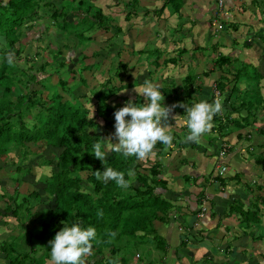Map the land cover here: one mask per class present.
I'll return each mask as SVG.
<instances>
[{
	"label": "trees",
	"instance_id": "obj_1",
	"mask_svg": "<svg viewBox=\"0 0 264 264\" xmlns=\"http://www.w3.org/2000/svg\"><path fill=\"white\" fill-rule=\"evenodd\" d=\"M133 1L126 5H131ZM171 1L175 11L180 3L177 0H169ZM83 2L86 6H91L86 4L88 2L86 0H77L74 11H70L68 7L64 10L65 7L59 2L57 4L59 6L56 7L53 0H0V15H4L0 20V32L3 33L5 44V49L0 50L2 55L0 60V158L17 150L18 161L13 164L11 162L14 167L12 181L17 185L29 182L34 188L27 194H22L17 191L16 184L12 193L0 187V201L3 202L0 207V216L10 214L15 218V227L25 228L23 233H10V239L5 238L0 241L2 264H46V260L50 258L49 241L64 225L71 226L74 223H79L82 228L91 226L96 229L97 238L92 242V255L86 258V264H101L100 260H104L105 264H127L125 249L130 248L136 251L150 244L156 248H162L161 255L166 252L164 240L156 233L153 224L154 221L167 222L173 207L171 199L163 195V192L168 189L166 180L160 177V165L157 161H153L148 167L143 168L136 157L126 158L122 153L111 151L114 143L118 142L115 136L113 139H106L107 132H115L114 112L124 106L123 103H108L107 94L131 88L134 82L133 75L137 74H132V70L126 68V62L119 60L118 50L115 51L117 68L114 67V75L100 82L95 90L92 89L93 94L92 90L90 91L92 97L87 103L90 104L93 100L90 108L94 110V116L93 110L84 106L81 101V98L87 100L88 97L85 94L86 97L73 96V94L63 97V93L74 91L75 84L77 88L78 85H87L83 75L77 72L78 79L75 75H71L70 80H75V84L74 82L69 84L70 81L66 78L58 77L56 83L50 85L48 76L37 79L36 75L30 72V66L29 71H26L16 61L11 59L12 63L8 62L10 53L15 55L20 53L19 39L24 37L26 31L31 28L30 22L33 18L39 17L40 10L47 12L46 14L49 13L48 17L52 21L60 15L74 12L78 16H74V23L66 24L62 20V29L71 34L77 46L89 42L92 37L85 33L91 28L89 26L83 28L89 11L86 6L82 10ZM38 5L42 7H37ZM263 9L264 1L260 0L258 11L261 12ZM134 13L131 10L126 12L129 15ZM90 16L93 22L90 24L91 27L96 24L101 31H105L104 34L108 33L106 40L109 43H117V39L110 38L107 28L110 15L103 13L101 7L96 6ZM21 25H23L22 30H20ZM233 25L230 26L232 30H234ZM115 29V32H118L119 28L115 27ZM2 42L0 38L1 45ZM255 43L254 50L259 57L257 65L248 61H238L229 54L218 53L213 59L220 71V75L213 84L221 93H226L223 98L225 112L216 115L213 119V130H216L219 135L227 134V129L250 126L254 121L255 113L264 111V99L257 91L258 81L264 75V33L257 34ZM249 45L250 43L244 42V47ZM106 48L110 47L106 46ZM131 53L134 54L133 50ZM33 54L30 52L29 56ZM100 54L101 51L96 50L91 52L90 56L96 57ZM155 56L158 58V55ZM84 58L85 55L81 52L78 58L79 72L82 69L89 72L91 69H98L102 61L84 64ZM231 61H234L236 66H233ZM64 62L62 59L58 64L64 66ZM45 63L47 64V62L40 64L38 69L44 72L43 64L46 65ZM85 65H88L87 68ZM106 68L108 71L111 70L109 66ZM69 71L75 73L76 69ZM112 78L117 79V83H113ZM192 81L191 73L186 74L181 81L185 96L177 95L174 100L167 101L165 105H179L181 102L186 107H191L194 101L188 93L192 88ZM30 82L37 83L39 87L29 89ZM240 82L244 83L243 88L239 87ZM73 100L74 104L71 102ZM208 102L211 103L212 99L209 98ZM181 108L177 106L173 110L186 113L185 108ZM28 114H31L32 123L24 120ZM256 135L262 136L264 147V130L257 129ZM99 140H103L102 150L108 153L106 163L92 155L93 145ZM106 141L110 143L108 147L105 145ZM162 146L163 144L158 142L155 148L161 149ZM47 149L55 152L52 158L46 156ZM256 162L263 163L264 157L258 156ZM34 165H49L50 168L47 174L41 173L33 179L31 169ZM106 167L125 172V179H129L127 171L134 169L135 178L131 186L121 189L114 181L105 184L102 180H97L95 172H103ZM217 180L223 183L222 178ZM157 188L160 191H156ZM202 201L203 193L200 192L196 196L197 205H202ZM262 202H264V195L254 198L244 209L241 201H232L228 212L238 215L242 227L250 226L257 222ZM199 210L200 207L197 211ZM99 211L103 212L102 217H98ZM28 217H31L30 226L24 223ZM193 221L194 219L184 224L178 248L185 247L187 243L185 237L186 240H190L197 233L201 235L199 231L201 224L194 227ZM113 232L116 233L115 237L110 235ZM104 253L109 256L104 257Z\"/></svg>",
	"mask_w": 264,
	"mask_h": 264
},
{
	"label": "crops",
	"instance_id": "obj_2",
	"mask_svg": "<svg viewBox=\"0 0 264 264\" xmlns=\"http://www.w3.org/2000/svg\"><path fill=\"white\" fill-rule=\"evenodd\" d=\"M130 1L118 2L119 6L123 7V15L118 18V32H124L125 37L123 40L117 37L121 49L119 60L126 62V59L122 58L123 54L130 55L124 51L127 48H134L138 52L141 51V54L148 52V56L150 52H158L160 49V53L164 55L163 59L158 56L156 60L148 61V56L139 59L134 54V61L135 65L136 62H141L138 75L150 77L149 66L155 71L159 68L163 71L158 77L159 80L149 79V82L162 91L164 104L174 100L177 95L185 96L181 81L188 73L193 77L188 95L193 99L196 97L194 102L197 103L208 101L211 86L220 75L213 61L218 53L229 54L238 61L258 64L256 62L259 57L254 50L255 41L258 33H264V9L258 11L260 0H223L219 7L215 0H177L180 5L175 11L172 1L169 0H137L146 8L141 11L131 10L135 13L129 15L126 14L124 5ZM217 23L221 24L220 28L216 27ZM245 41L250 43L248 47H244ZM126 64V68H134V64ZM209 73H213L210 75L212 78L205 77ZM200 76L205 78L199 81ZM145 81L148 80L143 78L137 85L133 82L131 88L118 90L125 92L119 103L126 104L129 100L139 102V105L144 103L143 97L134 89L139 91ZM162 81L164 86L161 85ZM239 87L243 88L244 83L240 82ZM258 87L264 99V75L260 78ZM128 90L134 91V94L130 93L131 99L128 97ZM225 95L226 93H222L223 98ZM171 116L175 118L171 119ZM185 119L187 113L173 110L166 125L167 131L174 137V147L165 151L163 145L161 149L154 148L151 153L154 155L151 156L152 159L158 157L160 177L166 180L168 190L163 192V195L171 199V203H176L172 204L167 222H153L156 233L164 240L166 252L161 255L162 248H156L153 244L144 245L145 251H133L127 264H139L132 262L133 257L141 259L142 264H145L143 260L148 264L150 260L145 256L149 251L152 255L156 253L160 256V262L163 261L164 264H264V234L260 228L255 227V223L261 224V228L264 227V207H260L257 222L246 227L240 225L237 214L228 212L232 201H241L247 206L254 198L264 195H255V192L264 190L261 189L264 187V162L260 164L254 159L240 161L242 152L264 157L263 138L256 135L257 129L264 130V111H258V116L255 115L250 126L226 130V136L234 140L231 141L230 148H226L224 156H218V151L224 146H221L211 133L205 134L199 144L186 143L185 138L180 139L188 134L187 127L183 126ZM221 139L225 140L223 136ZM143 161L145 159L139 160L140 166L144 168L146 165ZM221 166H224L225 170L220 174L218 169ZM168 170L178 188L168 186V179L164 177ZM217 178H222L223 183ZM253 183L254 187L251 188ZM256 183L262 185L261 188ZM200 192L203 193L205 207L202 212L197 211L202 205H197L196 202V196ZM193 219L194 227L201 224V235L197 233L190 240L185 237V247L178 248L184 224ZM107 256L109 255L105 254L104 257Z\"/></svg>",
	"mask_w": 264,
	"mask_h": 264
},
{
	"label": "rangeland",
	"instance_id": "obj_3",
	"mask_svg": "<svg viewBox=\"0 0 264 264\" xmlns=\"http://www.w3.org/2000/svg\"><path fill=\"white\" fill-rule=\"evenodd\" d=\"M55 1V0H53ZM88 2H86V4H90L91 6H86L85 2H83V6L81 7L82 10L86 8H88V17L86 18V21L83 24V28L86 26H89L91 29H89L88 31H86V35H91L92 39L89 40V42H87L85 45L84 44H80L77 46V44H74V38L71 36V34L68 31H64V29H62L63 25H62V20L66 23V24H71L74 23V16L78 17L76 14L68 12L67 15H60L56 18V20H50V18L48 17V14L42 12L41 10L38 12L39 17L33 18V20L30 22L31 24V28L29 30L26 31L25 36L19 39L18 45L20 46V53L18 55H15L13 53H10L8 56H11V59L16 61L18 64L21 65V67L23 69H25L26 71H29L28 67L30 66V69L32 72V74L36 75V78L39 79L41 77H46L48 76V84H55L56 80L58 77H62V78H66V80L70 81L68 82L69 84H72V82H74V84L76 83L75 80H70L71 75H77L76 73L78 72L79 75H83L86 79V86H82V85H78L79 87L77 88V84H75L74 91L71 93H63V97L66 98L68 97L69 94H73V96H87V100L81 98V101L83 102V105L88 107L90 110L92 109V107L90 108V105L92 104L93 100H91V103L88 104L87 102L91 99L92 94H93V90H95V88H98L97 86L99 85L100 82H102L103 80H105L108 77H112L114 75V67L117 68V56L115 55V51L118 50V55L121 53V49L119 48V43H118V38L119 39H125V37L123 36L124 32H114V28L119 26V20L121 18V15H123V7L119 6V1L120 0H86ZM264 1V0H263ZM59 2L60 5H63L64 10H66V8L68 7L70 9V11H74V4H76L77 0H56L55 1V6L58 7L59 5H57ZM109 3V4H108ZM67 4V6L65 5ZM96 6L101 7L103 13L105 14H109L110 18H109V24H108V31L109 34L111 35L110 38H114L113 40L117 39V43L112 44L109 43L108 40H106L107 38V34H104L105 31H101L100 28H98L96 26V24H93L92 27L90 24H92V18L90 16L91 12L93 10L96 9ZM122 6V5H121ZM151 6V5H150ZM37 7H42V6H37ZM146 7H143L140 5V3H138L137 0H134L132 2L131 5H126V9L127 10H135V11H141L143 9H145ZM150 8V7H147ZM3 10V9H2ZM42 15V16H40ZM4 17V15H0V20H2ZM72 17V18H71ZM98 24V23H97ZM122 25H125L124 22H121ZM23 25L20 26V30H22ZM229 28V27H227ZM226 28V29H227ZM228 30V29H227ZM120 36V37H119ZM118 37V38H117ZM145 37V36H144ZM0 38L2 39V45L0 46V50L3 51V49H5V44H4V37H3V33L0 32ZM127 40L129 41L130 38L129 36L127 37ZM108 42V44H107ZM112 44V45H111ZM111 45V46H109ZM110 47L109 49L106 48ZM158 49V48H156ZM96 50H100L101 54L94 57V56H90L91 52L96 51ZM106 50H108L109 52H107ZM133 50L134 54H136L138 56L139 59H142L143 56H148V52L142 53L141 51H136L134 50V48H127L126 50H124L126 53H130V55L126 56V54H123V58L122 59H126V62L128 64H134V68H132V74L133 73H137L136 75H133L134 80V84L137 85L138 83H141V81L143 80V78L147 79L149 82V79H157L159 77V75L161 74L162 70L157 69L156 71L153 69V67H150L148 64V68L150 70V77H145L143 75H138V72L141 71L139 69V66L141 65V62H136L135 65V61H134V54L131 53V51ZM34 51V52H33ZM107 53H106V52ZM158 52H151V55L148 56V61H151V59L156 58L155 55L160 56V59L164 58L163 53L161 54V50H157ZM30 52L34 53L31 57ZM83 53L85 55V58L83 60L84 64H89L91 61H99L102 60L100 63V66L98 69H91L90 72L89 71H85L84 69H80L81 72H79V64H78V58H80V53ZM1 56L0 55V60H1ZM30 57V58H29ZM167 57V56H166ZM165 57V58H166ZM120 58V55H119ZM64 60V66L63 65H59L58 62L60 60ZM47 62L46 65L43 64L44 67V72L41 71L39 68V65ZM231 64L234 66V61H231ZM129 65V67H130ZM155 65V63H154ZM88 65H85V68H87ZM110 67L111 70H107L106 67ZM132 66V67H133ZM70 69H76V72L72 73L69 70ZM221 70H223V68H221ZM69 71V72H68ZM109 76L108 75V73ZM163 72V71H162ZM122 73H120L119 75H121ZM213 73H209L207 76V78L211 77L210 76ZM215 74V72H214ZM78 75V76H79ZM78 76H76V78L78 79ZM122 77V75H121ZM205 77H199V81H202L203 78ZM159 80V78H158ZM35 81V80H34ZM112 82L113 83H117V79L112 78ZM160 83V82H159ZM158 83V84H159ZM156 85H158L157 83H155ZM259 84V81H258ZM161 85L164 86L163 81L161 82ZM39 87V85L37 83L33 84V83H28V88L29 89H33V88H37ZM236 87L238 88V84L236 85ZM71 87V89H73ZM77 88V89H76ZM100 88V87H99ZM92 90V91H91ZM90 91L92 92V94H90ZM211 91V89H210ZM258 94L261 96L260 92H259V87H258ZM46 90L44 91V95L46 96ZM49 92V91H48ZM128 97L131 99L132 95H130V93L134 94V91L128 90ZM124 91L120 92V91H112L111 93L107 94L106 97V101L110 104H114V103H119L122 101V97L124 95ZM85 94V95H84ZM234 95V94H233ZM242 95V93H241ZM85 96V97H86ZM236 97V96H235ZM196 99V97L193 99L191 98L192 101H194ZM238 99V98H237ZM233 100V98H232ZM74 104V100L71 101ZM139 105V102H136ZM197 102H194V104ZM122 104V103H120ZM125 105V103H123ZM184 104V103H183ZM193 104V105H194ZM165 106H169V105H165ZM93 110V109H92ZM225 110L223 108V111L221 113H224ZM33 113V111H32ZM256 116H258V113H255ZM255 118V116H254ZM24 120L26 122L32 123V117L31 114H28L27 116L24 117ZM99 121V120H97ZM186 119L184 120V127H187L185 124ZM101 123V122H100ZM214 124V123H213ZM186 130V129H185ZM101 132V130H100ZM212 135L215 136V140H217V142L220 143L221 146H226L230 148V144L232 143L231 141L234 139H230L229 137L223 134H221L225 140L221 139L222 136L219 135V133L216 130H211L210 132ZM243 133V132H242ZM103 134V133H102ZM114 133L112 132H107L106 134V139H113ZM178 135V134H177ZM181 136V134H179ZM104 136V134H103ZM105 138V137H104ZM177 138V136L175 137V139ZM185 138V136L180 137V139ZM228 139V141L226 140ZM109 141H106L105 145L108 147L109 146ZM210 144H212V142L210 141ZM197 147V146H196ZM234 149V148H233ZM219 152V151H218ZM18 151L14 150L9 152V154L6 157H1L0 158V187L4 188L7 192L12 193L14 187L17 185V183L12 181V177H13V163H16L18 161V155H17ZM45 154L48 158H52L53 155L55 154V152L53 150H49L47 149L45 151ZM225 154V153H224ZM224 154L222 156H224ZM242 155L240 156V161H244L245 159H254L256 160L257 158V154H246L245 152L241 153ZM153 154H150L148 158L145 159V161H143V163L146 165V167L148 165L151 164V162L153 161H157V158H153L152 156ZM154 156V155H153ZM177 156H179V154H177ZM27 157H29V155H27ZM164 160V159H163ZM12 162V164H11ZM261 164V163H260ZM144 167V168H146ZM50 166L49 165H34L31 169V172L33 174V179L36 178L38 175L42 174H47L49 171ZM231 168V166H229V169ZM240 174V173H238ZM241 176V174H240ZM164 177H166L168 179V186L171 188H178L177 187V183H173L175 180H172V176L171 173L169 172V170L167 171L166 174H164ZM16 184V185H15ZM254 184H251V188L254 187ZM31 184L29 182H22L21 184L17 185V191L19 193L22 194H27L32 188V186H30ZM257 186H259L261 188L262 185L256 183ZM261 189H264V187H262ZM1 190V189H0ZM156 191H160L159 188L156 189ZM18 193V195H20ZM260 193H264V190H262L261 192H255V195L260 194ZM261 195V194H260ZM10 201V200H9ZM179 203V202H178ZM173 204V203H172ZM176 203H174L173 205H175ZM3 202L0 201V207H2ZM243 208L245 209L244 204ZM262 206L264 207V202H262ZM41 207V206H39ZM22 218V217H21ZM25 219V218H23ZM15 218H13L12 216L9 215H3L0 216V241H2L5 238L10 239L11 235H9L10 233H23L25 231V228H21V227H15ZM24 223L27 226L31 225V217H28L24 220ZM259 223H262L261 221H259ZM261 224H256L255 223V227L260 228V230L262 231V233L264 234V227H260ZM119 243V242H117ZM223 247V246H222ZM145 251L144 246H142V248L140 247L138 250H136V252L138 251ZM133 252L132 249L128 248L125 249V253L124 254L126 259L130 258V254ZM146 256L147 258H149V262L148 264H164L162 262H160V256H157L156 253L155 255H152L151 252H146ZM139 255V254H138ZM94 259V258H93ZM132 262L135 263H139L142 264V260L141 259H136L135 257H133ZM152 260V262H151ZM3 259L0 258V264H2ZM90 261V260H89ZM101 264H105L104 260H100ZM98 263V262H97ZM143 263L146 264V261L143 260ZM46 264H51V260L50 258L46 260Z\"/></svg>",
	"mask_w": 264,
	"mask_h": 264
},
{
	"label": "clouds",
	"instance_id": "obj_4",
	"mask_svg": "<svg viewBox=\"0 0 264 264\" xmlns=\"http://www.w3.org/2000/svg\"><path fill=\"white\" fill-rule=\"evenodd\" d=\"M8 62L12 63L11 56ZM134 91L142 96L145 102L137 105L129 100L114 112L113 135L118 142L114 143L111 151L122 153L126 158L134 156L142 161L149 157L158 142L165 146V151L174 147V137L167 131L166 122L169 121L173 108L177 106L185 108L187 113L185 124L188 134L184 140L186 143H201L205 134L213 129L214 117L223 111L224 101L220 91L221 97L217 96L214 100L210 91L211 103L202 100L191 107H186L185 104L165 106L163 103L165 97L161 90L148 81L144 82V86L139 91L137 89ZM174 118L175 116H171V119ZM102 142L103 140H99L93 145L92 155L106 163L108 153L102 150ZM95 176L97 180H102L105 184L114 181L119 188L127 189L135 178V171L129 169L127 171L129 179H125V172L106 167L103 172L96 171ZM201 207L205 209L203 201ZM97 215L102 217L103 212L99 211ZM110 235L115 237L116 233L113 232ZM96 238L97 233L94 227L82 228L79 223L71 226L64 225L49 241L51 264H86V258L92 255V242Z\"/></svg>",
	"mask_w": 264,
	"mask_h": 264
},
{
	"label": "built area",
	"instance_id": "obj_5",
	"mask_svg": "<svg viewBox=\"0 0 264 264\" xmlns=\"http://www.w3.org/2000/svg\"><path fill=\"white\" fill-rule=\"evenodd\" d=\"M221 2H222V0H216V3H217L218 6L221 5ZM216 27H217V28H220V27H221V24H220V23H217ZM211 92H212V98H213V100H214L217 96H220V97H221V94H220L219 90H218L214 85L212 86V91H211ZM225 150H226V146L222 147V149H220V151L218 152V156H222V155L224 154ZM224 170H225V167H224V166H221V167L218 169V173L221 174V173L224 172ZM200 210H201L200 212H202V211L204 210V208L201 207ZM198 215L200 216L201 214L199 213Z\"/></svg>",
	"mask_w": 264,
	"mask_h": 264
}]
</instances>
